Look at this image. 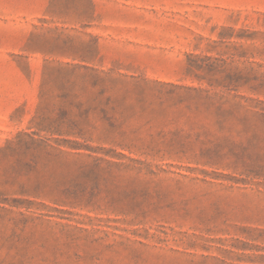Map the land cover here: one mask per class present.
<instances>
[{"label": "rangeland", "instance_id": "1", "mask_svg": "<svg viewBox=\"0 0 264 264\" xmlns=\"http://www.w3.org/2000/svg\"><path fill=\"white\" fill-rule=\"evenodd\" d=\"M0 264H264V0H0Z\"/></svg>", "mask_w": 264, "mask_h": 264}]
</instances>
